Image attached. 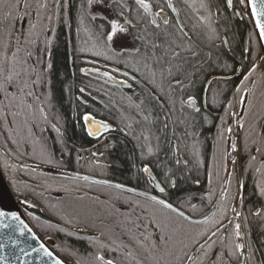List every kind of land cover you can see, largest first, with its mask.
Segmentation results:
<instances>
[{"label":"flooded vegetation","instance_id":"obj_1","mask_svg":"<svg viewBox=\"0 0 264 264\" xmlns=\"http://www.w3.org/2000/svg\"><path fill=\"white\" fill-rule=\"evenodd\" d=\"M63 2L64 0H61L62 4ZM145 2L153 5L151 11L145 12L143 8L135 4V0H128V7L124 9L123 16L117 20L118 24L126 26L128 20L131 19L135 23L143 17L137 25L140 32H144L145 29L149 33L162 30L175 31V26H178L182 27L194 40L195 33L203 34L210 29H216L220 39H217L214 45H208L206 42L200 44L201 59H206L210 55L209 63L217 62L220 67L211 69L208 64H204V70L198 72L195 77L194 88L175 92L173 97L175 106L171 113H168L170 105L165 103V107L161 109L156 106L155 100L150 101V95L155 96L158 93L144 79L150 74V68L145 67L143 55H117L119 48L113 44L107 46L106 36L111 31V25L107 21L100 19L93 21L85 14L83 25L78 31L77 9L83 3L87 10L86 0H67L68 7H61L51 21L47 19L51 12H43V19L39 21L32 18V22L36 24L35 32L41 33L42 30L47 29L44 35L53 40L50 50L53 63L50 77L52 102L49 104L30 100L34 105L31 111L20 107L10 109L8 112L0 111L1 173L14 197L25 208L34 209L41 214L43 211L57 220L53 216L57 212L55 204L50 205L49 201L44 203L48 196L56 199L66 197L69 200L85 198V186L82 184L84 181L70 178L65 173L87 175L80 170L83 169L85 161L89 160L97 166L110 168L111 158L122 159L125 146L124 159L128 179L108 181L132 187L150 196L165 198L177 210L193 220H201L209 216L208 223L195 224L174 212L164 210L165 215L171 220L170 230H176L177 246L173 249L174 252L182 246L180 241L188 245L187 250L191 253L194 248L197 252L200 251L196 248L194 241L204 244L207 250V243L212 241L216 242V248H220L223 243L230 249L234 242L244 243L247 239L253 243L255 249V255L248 264H262L264 245L261 242L264 241V231L261 229H264V220L251 213L260 211L261 216L264 217V196L260 194L264 189V156L257 153L255 146L249 142V151L256 157L254 161H250L248 153L243 151L244 138L248 134L247 128L237 127V121L248 124L252 122L253 117L248 112L251 107L255 115H264V112H255V108L259 106L264 110V59L247 9L244 6H237L235 11L242 12L243 15L236 16L233 15V9L226 7V0H211L210 12L200 7V0H145ZM169 2L172 7L167 6ZM233 2L235 5L236 0ZM157 3L159 7L156 6ZM161 8H163L162 12ZM164 17H167L170 22L167 26L163 22ZM113 19L117 18L108 15V21ZM151 21H155V24ZM101 23L104 25L102 30L98 27ZM225 23H228L230 27L226 29ZM157 25H159L158 28ZM27 28L28 23L21 19L17 29ZM221 39H227L228 45H222ZM59 43L64 48L65 63L56 61L55 64V59L57 60V56L54 57L55 49L59 47ZM39 50L38 47L37 51ZM97 52L100 55H94ZM8 55L10 56L11 53L9 52ZM47 58L45 56V59ZM148 64L151 65V61H148ZM104 73L108 75L105 76ZM108 76L125 83V87L110 82ZM245 76H249L248 80H244ZM156 81L159 84L158 71ZM128 85L132 87L129 88ZM81 88L84 92L80 91ZM165 88L167 89V83ZM237 88L243 90L236 93ZM221 89L225 92L219 98L221 103L213 106L215 93ZM47 90L48 88L44 86H36L38 93ZM189 95L194 98V105L189 104ZM234 97L236 99L243 97L244 103L236 104ZM141 100L144 101L143 104ZM248 101H252V104ZM229 102L235 106L229 108ZM136 105L140 107L137 108ZM196 108L200 109L199 113L195 111ZM40 109H43L44 114L47 115V121L43 119ZM12 111L20 114L13 116ZM86 114L91 115L96 121L108 123L109 131L105 132L101 128L96 136H89L83 119ZM165 114L170 116L166 121ZM145 116H148V120L144 119ZM157 116L160 118L155 119ZM191 116H195L198 121L196 139L200 142L198 147L202 161L198 170L194 158L186 151V145L193 142L192 138L185 135V124L179 122ZM205 116L208 117L207 123L204 122ZM165 122L168 124L167 128H164ZM128 125H131V128ZM222 126L232 127L233 132L230 136L225 135L224 143L220 144L217 132ZM141 132L149 137L148 141H145L143 137L139 141L133 139L134 135H139ZM61 135H64L69 142L67 150L63 153L61 148L64 146L58 143ZM156 137H159V142L165 149L159 154V159L168 160V167L164 169L156 166L154 161L157 157L147 154L148 146L153 147L155 152ZM230 139L237 141L240 153L239 156L232 154L236 157L235 167L231 159L224 163L221 161L223 149L228 146ZM44 141L49 142L52 152L61 153V162H54L53 156L51 164L42 162L48 159V154L41 151V143ZM111 143H115L116 146L105 151V145ZM138 144L144 147L140 148ZM228 150L230 152V148ZM38 152L39 155L36 154ZM175 159L181 160V164L176 165ZM185 159L189 161L187 168L183 165ZM76 164L80 169L75 170ZM144 166L152 169L151 174L156 177L155 181L150 175L143 173ZM165 172L176 180L179 185L177 189L167 187L164 182ZM67 178H70L71 182L66 181ZM230 179L231 185L228 183ZM196 180H199V183H195ZM158 182L167 188V196L154 187ZM241 184H243L242 200L240 199ZM111 189L114 190L112 198L117 195L121 198L120 201L113 199L112 204L125 214L128 206L122 203L124 200L140 204L150 203L146 198ZM238 201L239 207H237ZM233 209L239 211L241 217H236L229 225L228 221L235 215ZM111 211H113L112 208ZM24 213L33 229L38 230V222L43 221L26 211ZM137 213L140 214L139 209ZM242 219L245 223L242 224L241 231L248 232V236L242 235L238 240L235 238L229 240L228 233L232 232L235 223H240ZM117 220L121 224L126 223L124 217L117 214L110 218L109 227ZM61 225L69 231L74 229L70 224L62 223ZM150 229L154 233L159 231L155 225H151ZM213 232L217 235L212 236ZM36 233L54 250L53 239L41 237L38 231ZM109 234L111 237L109 238L110 259H115L116 264H136L132 257L126 256L120 250V241L112 243L115 235L110 231ZM128 250L136 254V249L131 244ZM136 258L142 259L140 256ZM243 259L241 255V258L234 259L232 264H243ZM105 260L108 259L105 258ZM160 264H175L174 256L165 257ZM185 264H191V262L186 261Z\"/></svg>","mask_w":264,"mask_h":264},{"label":"snow or ice","instance_id":"obj_2","mask_svg":"<svg viewBox=\"0 0 264 264\" xmlns=\"http://www.w3.org/2000/svg\"><path fill=\"white\" fill-rule=\"evenodd\" d=\"M86 4L87 10L83 3L77 9L76 19L78 31L79 27L83 25L85 14L93 21L100 19L101 21L110 23L111 31L106 36L105 44L107 46L117 44L119 46L117 55H143L145 67L150 68V74L146 75L144 79L147 80V82L152 85L153 90L158 93L155 96L150 95V101L155 100L156 106L161 109H163L165 103H167L171 106L168 109V113H171L174 109L175 100L173 97L175 92H184L185 89L194 88L196 85L195 77L198 72L204 70V64H208V67L211 69L220 67V64L217 62L209 63L211 59L210 55L207 56L206 59H201L202 50L200 49V44L206 42L208 45H214L215 41L220 39L216 29H210L209 32L203 34L195 33V40L191 39L188 33L185 32L182 27L178 26H175V31L162 30L149 33L147 29H145L144 32H140L137 25L143 20V17H140V20L135 23L131 19L128 20L126 26H121L117 22V20L123 16L124 9L128 7V0H86ZM135 4L143 8L145 12L151 11L153 7V5L146 3L145 0H135ZM156 6L159 7V3H157ZM167 6L172 7L170 2ZM237 6L250 8V14L255 18V27L259 29L260 38L264 40V0H236L235 5L233 0H226V7L234 10L233 15L242 16V12L235 11ZM61 7H68L67 0H64L63 4L61 0H0V15H2V18H0V111L8 112L10 109H15L16 107L31 111L34 105L30 100L51 104L52 93L50 89V77L53 63L50 50L53 45V40L47 35H44L47 29L42 30L41 33L35 32L36 24L32 22V18L39 21L43 19V12H51L52 14L47 16V19L51 21ZM200 7L210 12L212 8L211 0H200ZM93 9H95V11H92ZM162 11L163 8H161V12ZM173 11H175V9H173ZM21 13H23V15H21ZM106 14L112 15L117 19L108 21V15ZM21 19H24L28 23L27 29H17V25ZM225 19L227 20V18ZM163 22L166 26L170 23L167 17H164ZM151 23L155 24V21H151ZM98 27L102 30L104 27L103 23ZM158 27L159 25H157V28ZM224 27L227 29L230 25L225 23ZM118 33L120 34L119 36L117 35ZM101 34L103 35L102 32ZM114 37L116 39H114ZM157 41H159V43H157ZM221 44L227 46V39H221ZM40 45H43V47H40ZM38 47L40 49L39 52L37 51ZM112 50L115 51V49ZM81 51L83 50L81 49ZM9 52L11 53L10 56L8 55ZM94 55H100V53L97 52L94 53ZM45 56L48 58L45 59ZM217 60H219V57H217ZM148 61H151V65L148 64ZM42 65L46 66L42 68ZM224 66L227 67V65ZM254 70L255 69H253V71ZM157 71L160 75L159 84L156 81ZM104 75L108 74L104 73ZM125 75H127V73H125ZM249 75H251V73H249ZM248 78L249 76H245L244 80H248ZM185 81H187V83H185ZM165 83H167V89L165 88ZM38 85L44 86L48 88V90L38 93L36 91V86ZM128 87L131 88L132 86L128 85ZM242 90V88H237L235 92L240 93ZM80 91L84 92V89L81 88ZM224 94L225 92L223 89L215 93L213 106L221 103L219 98ZM234 99L236 100V104L244 103L243 97L239 99L234 97ZM188 102L191 105L195 104V100L191 95H189ZM143 103L144 101L141 100V104ZM248 103L252 104V101H248ZM234 106L232 102L228 103L229 108ZM136 107L139 108L140 105H136ZM149 111H151V109H149ZM195 111L199 113L200 109L196 108ZM40 112L43 119L47 121L48 117L44 114V110L40 109ZM11 114L16 116L20 113L12 111ZM250 115L253 117L250 124L237 121V127L247 128L248 134L244 138L243 151L248 153L250 161H254L256 157L252 156L249 151V142H251V145L255 146V151L257 153L264 156V123H261V121H264V115H255L251 109ZM159 118V116L155 117V119ZM169 118L170 116L165 114V121ZM83 119L86 123L91 122L88 123L87 134L89 136H96L101 128L105 132L109 131L110 126L108 123L96 121L91 115L86 114ZM144 119L148 120V116H145ZM179 122L185 124V135L192 138L193 142L190 145H186V151L194 158L195 166L198 170L202 162L200 160L201 152L198 147L200 142L196 139L198 134L196 124L198 121L195 116H191ZM204 122H208L207 116L204 117ZM33 127H35V125H33ZM93 127L96 128V131H93ZM128 127L131 128V125H128ZM167 127L168 124L165 122L164 128ZM232 132V127L222 126L217 132L218 142L223 144L225 135L230 136ZM141 137H143L145 141L149 140V137L144 135L143 132L139 135H134L133 139L139 141ZM156 140L155 152L153 147L148 146L147 154L157 157L154 161L156 166L164 169L168 167V160L161 161L159 159V154L165 150L164 145L159 142V137H156ZM58 143L64 146L61 148L62 153L67 150V144L69 142L64 135H61ZM115 146V143L105 145V151H109ZM137 146L140 148L144 147V145L139 144ZM229 148L230 152L228 150ZM41 151L42 153L48 154V159L42 162L51 164L52 153L49 152L46 141L41 143ZM233 153L237 156L240 154L237 141L230 139L228 146L223 149V154L221 156L222 163L231 159L235 167L236 157L232 156ZM93 155H96V153H93ZM174 163L180 165L181 160L175 159ZM188 163L189 161L187 159L183 161L184 168H187ZM60 166L63 167V165ZM142 171L151 176L152 169L150 167L144 166ZM169 171L171 170L169 169ZM189 171H191V169H189ZM83 179L87 180L88 177L85 176ZM151 179L154 181L156 177L151 176ZM93 182L115 188L122 193H134L136 191L134 188L126 187L123 184H110L107 180ZM164 182L167 187L172 189H177L179 187L176 180L170 176L168 172L164 174ZM195 183H199V180H196ZM228 183L231 185V179ZM154 187L158 188L160 193H165L167 196V188L161 186L159 182L156 183ZM240 192V199L242 200L243 184L240 185ZM260 194L264 196V189L261 190ZM138 195L145 196L146 200L150 203L140 204L135 201L124 200L122 203L128 206L126 214L120 208H117L115 204H112L113 211L109 212L108 217H106V219H108L117 214L124 217L125 224H121L117 220L109 227V231L115 235V239L112 240V243H116L117 240L120 241V250L123 251L126 256L132 257V259L136 261V264H160L161 260L168 256H174L175 264H185L186 261L191 262V264H232V261L234 259L239 260L241 255L244 257L243 264H248L249 260L253 259L255 249L253 243L249 242L247 239L244 243L234 242L230 249L226 248L223 243H221L220 248H216V242L212 241L211 243H207V250H205L204 244L194 241L193 243L200 251L197 252L194 248L191 253L187 250L188 245L180 241L179 243L182 246L177 252H174L173 249L177 246L176 230H170L171 220L165 215L164 210H167V212H175L176 208L165 198H158L156 195L148 196L145 192L138 193ZM222 195H226V193H222ZM113 199L115 201L121 200L119 195ZM239 203L238 201L237 207H239ZM155 206L159 207L157 208ZM137 209H139L140 214L137 213ZM233 211L235 215L228 221L229 225L232 224L236 217H241L239 211L235 209H233ZM251 214L264 220L260 211H255ZM4 215H6L4 212H0V217ZM10 215L12 220L19 219L16 213H11ZM179 215L182 217L183 213H179ZM21 223L23 222L21 221ZM204 223H208V220L205 219ZM244 223L245 220L243 219L240 223H235L234 230L228 233L227 238L229 240H233V238L238 240L242 235L247 237L249 233H242L241 231L242 224ZM151 225H155V228L159 231L154 233L150 229ZM0 228L9 229V234L17 230L20 231L21 235H23L24 232L23 228L8 223H0ZM261 230L264 231V229ZM104 234L103 232L101 233V235ZM69 235H71V233H69ZM216 235V232L212 233V236ZM32 238L35 239V237ZM209 240H211V237H209ZM89 243L95 244L97 241L90 239ZM261 243L264 245V241ZM130 244L136 249L135 255L132 251L128 250ZM40 247L43 248L44 255H52L47 248H44L43 244H41ZM105 247H107V245H105ZM246 249L247 251H245ZM20 251L24 252V249L21 248ZM33 251H39V249H33ZM137 256L142 257V259H137ZM0 259L7 260V257H0ZM96 260L100 261L101 264H116L115 259L105 260L104 256L101 255H97ZM56 264H64V262L57 260ZM77 264H79V261H77ZM262 264H264V262H262Z\"/></svg>","mask_w":264,"mask_h":264},{"label":"trees","instance_id":"obj_3","mask_svg":"<svg viewBox=\"0 0 264 264\" xmlns=\"http://www.w3.org/2000/svg\"><path fill=\"white\" fill-rule=\"evenodd\" d=\"M2 18V15H0ZM59 47L55 49V56H57L56 61L65 63V54L62 44L59 43ZM262 107V106H261ZM251 111L252 107L250 108ZM250 109L248 112L250 113ZM255 112H264V110L255 108ZM49 142L47 147L49 152L52 153L54 162H61V153L52 152L49 147ZM126 147H123V157L122 159L111 158L112 165L110 168H105L102 166H97L92 160L85 161V165L80 172L104 178L111 181L116 180H127L126 174ZM39 155V152L36 153ZM117 167V168H114ZM80 169L78 165H75V170ZM66 181H70L67 178ZM85 186V198L80 200H69L66 197L63 199H56L52 196H48L44 203L49 201L50 205L55 204L54 207L57 212L53 214L54 218L46 215L42 210V214L53 219L60 225L70 224L74 227L73 231H69L64 227L52 225L46 222H38V233L43 238L53 239V248L55 252L70 264H101L100 261L96 260L97 255L104 256V258L110 259V249H109V224L110 218L108 217L109 212L112 208V195L114 190L107 187H102L99 185L91 184L88 182H82ZM71 186V184H70ZM41 201V200H40ZM63 226V225H62ZM86 231L91 234L90 237H84L79 235V232ZM78 232V233H77ZM105 233L101 235V233ZM71 233V235H69ZM96 235V236H95ZM97 241L95 244H90L89 240ZM107 245V247H105Z\"/></svg>","mask_w":264,"mask_h":264},{"label":"water","instance_id":"obj_4","mask_svg":"<svg viewBox=\"0 0 264 264\" xmlns=\"http://www.w3.org/2000/svg\"><path fill=\"white\" fill-rule=\"evenodd\" d=\"M246 9L259 44L260 53L264 59V40L260 38L259 29L255 27V23H254L255 18L251 16L250 8H246ZM108 78L110 82L115 83L120 87H125V83L119 82L110 76H108ZM88 123H86L87 131H88ZM95 129L96 128L93 127V131ZM238 171L240 173V168L238 169ZM65 175L70 178L79 179L91 184L108 187L107 185L93 182V181H104V179L101 178H96L83 174H77L73 172H66ZM85 176L88 177L87 180L83 179V177ZM109 183L117 184L111 181H109ZM141 192L142 191L136 190L134 193L131 194L140 196L138 195V193ZM147 195L150 196L149 194ZM140 197L146 198L145 196H140ZM25 211L32 214L35 218H37L40 221L63 227L53 219L39 213L38 211L34 209L29 210L25 208L24 205L20 201H18L12 194L0 170V212H4L6 214L3 217H0V223H8V224H12L13 226H19L20 228L24 229L23 235H21L19 230L15 232H11V234H9L10 233L9 229L0 228V257H7V260L0 259V264H56L57 260L64 262V264H70L67 261H65L63 258H61L57 253H55V251L50 247V245L40 238V236L36 233V231L29 223L28 219L26 218L24 213ZM11 213H16L19 219L12 220L10 215ZM174 213L179 215V213L182 212L176 209ZM208 217L209 216L201 220H193L188 216H186L184 213L182 216V218H184L185 220L195 224H200L204 222L205 219H208ZM21 221L23 223H21ZM80 235L86 237L91 236L90 233H80ZM32 237H35V239H33ZM41 244H43L44 248H47L48 251L52 253L51 256L44 255V250L43 248L40 247ZM21 248L24 249V252L20 251ZM33 249H39V251H33Z\"/></svg>","mask_w":264,"mask_h":264},{"label":"rangeland","instance_id":"obj_5","mask_svg":"<svg viewBox=\"0 0 264 264\" xmlns=\"http://www.w3.org/2000/svg\"><path fill=\"white\" fill-rule=\"evenodd\" d=\"M93 10H95V9H93ZM117 35L119 36L120 34L118 33ZM114 39H116V38H114ZM113 45L116 46L117 48H119V46L117 44H113Z\"/></svg>","mask_w":264,"mask_h":264}]
</instances>
